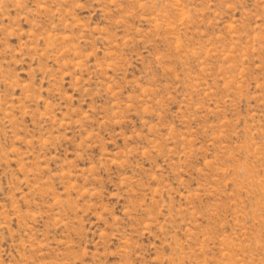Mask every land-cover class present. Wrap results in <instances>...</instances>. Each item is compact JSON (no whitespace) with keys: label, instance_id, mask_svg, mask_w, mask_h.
Returning a JSON list of instances; mask_svg holds the SVG:
<instances>
[{"label":"rangeland","instance_id":"1","mask_svg":"<svg viewBox=\"0 0 264 264\" xmlns=\"http://www.w3.org/2000/svg\"><path fill=\"white\" fill-rule=\"evenodd\" d=\"M0 264H264V0H0Z\"/></svg>","mask_w":264,"mask_h":264}]
</instances>
